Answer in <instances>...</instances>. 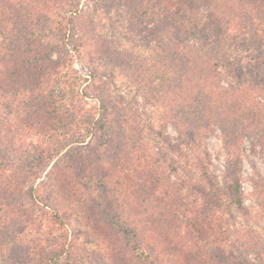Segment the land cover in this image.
<instances>
[{
  "label": "trees",
  "instance_id": "obj_1",
  "mask_svg": "<svg viewBox=\"0 0 264 264\" xmlns=\"http://www.w3.org/2000/svg\"><path fill=\"white\" fill-rule=\"evenodd\" d=\"M30 2L32 0H0V177L9 173L1 181L0 195L13 199V202L0 205L3 206L0 207L3 214L0 244L8 237L19 241L16 245L25 252L18 256L26 264H70L65 220L55 208L60 201L51 189L53 183L71 186L62 168L77 179L76 186L93 193L106 222L112 225L139 264H161L146 243L143 231L123 217L113 192L108 189V182L116 180L119 185H131L133 180H129L134 167L141 160L144 167H152L151 173L145 170L144 182L153 188L154 196L164 189L162 197L178 200L181 188L190 179L193 197L186 207L196 208V217L215 222V208L220 203L208 199L205 187L198 180L202 177L211 182L207 166L210 156L202 137L213 132V125L222 128L226 148L233 153L232 161L237 171L227 182L228 204L245 210L238 173L242 158L232 149L238 145L234 142L239 139L238 115L241 114H250L251 120H259L253 126L255 134L262 132L257 138L264 145V125L259 127L264 121V100L254 92L256 88H264V0H210L209 3L210 15L220 20L222 35L233 40L238 50L244 51L247 69L258 78L254 85L247 79H237V62L241 57L234 56L231 50L221 46L215 48L207 38L201 47L190 42L181 47L173 42H183L180 35L184 23L176 11L169 10L170 0H139L136 6L131 4L135 7L133 19L139 24V29L133 31L149 42L158 37L157 44L167 53L165 58L158 59L159 63L153 59L150 65L146 59L136 60L109 42L100 43L103 47L97 55L105 58L110 71L118 66L130 74L146 99L162 102L167 107L163 119L166 122L174 120L177 127L184 129L183 143L193 152L192 157L180 146L170 145L163 134L166 125L158 133V141L169 148L168 152L180 153L187 163L191 162L192 171L187 169L191 177L183 170L185 179L180 184L162 174L159 159L139 154L142 149L148 152L147 143L141 140L136 144L131 139L135 125L127 113L118 124L117 120L97 117L94 108L90 113H82L80 95L76 97L79 94L77 78L80 77L70 65L74 55L66 46L69 29L55 27L53 32L58 40L47 41L44 26L38 30L31 28L32 20L28 18L31 14L27 12ZM167 7L168 10L163 11ZM158 10L163 13L156 27H149ZM168 12L173 14L168 17ZM53 53L60 56L54 59ZM221 68L229 72L227 86L221 85ZM100 100L104 104V97ZM7 109L12 111L11 117L1 120ZM7 150L16 153L15 160L11 161ZM170 160L175 163L176 170L184 166L180 160ZM51 162L54 164L49 172L56 182L37 184L41 167ZM256 186L261 190V184L256 183ZM199 198L203 202H199ZM6 205L11 206L10 209ZM235 264L246 263L238 257Z\"/></svg>",
  "mask_w": 264,
  "mask_h": 264
},
{
  "label": "rangeland",
  "instance_id": "obj_2",
  "mask_svg": "<svg viewBox=\"0 0 264 264\" xmlns=\"http://www.w3.org/2000/svg\"><path fill=\"white\" fill-rule=\"evenodd\" d=\"M108 1L110 4H107ZM108 1L32 0L27 7V12L31 15L27 17L32 20V30L45 27L47 41L58 40L53 32L55 27L66 26L69 29L66 46L74 55L70 65L80 77L77 78L76 90L79 94L76 97L81 96L79 101L82 113H90L89 110L94 108L97 117L108 121L117 120V124L124 120L122 115L127 113L130 122L135 125V134L133 136L131 132V139L136 144L141 140L147 143L148 152L142 149L139 154H148L154 159H159L162 174L175 184H180L185 179L183 170L191 177L192 173L187 171H192L191 162L187 163L185 157H180V153L168 152L169 148L158 141V133H161L166 125L163 134L170 145L180 146L192 157L193 152L183 143L184 129L177 127L174 120L166 122L163 119L167 107L163 106L162 102L146 99L143 90L133 82L130 74L123 72L118 66L116 70L110 71L105 58L100 59L102 55H97L103 47L100 43L105 45L108 42L136 60L146 59L150 65L153 59L156 60L155 63H159L158 59L165 58L167 53L157 44L158 37L150 39L149 42L143 35L139 36L133 31L139 29V24L133 19L135 7L132 6H136L139 0ZM209 3L210 0H170L169 10L180 15L185 27L181 29L180 35L184 43L178 40L173 42L181 47L187 42L201 47L207 38L213 47L221 46L231 50L234 56L241 57L237 62V79H247L250 85L256 84L258 78L256 73L247 69L248 61L244 51L238 50L233 40H228L222 35L220 20L210 15ZM166 10L168 7L163 11ZM163 11H157L158 14L151 18L153 20L149 22V27H156ZM172 12L167 13L168 17ZM262 26L264 27V22ZM52 56L57 59L60 55L53 53ZM167 62L168 60L165 61ZM167 70L173 72L171 68ZM226 71L221 68L223 76L220 82L225 86L230 84L229 72ZM157 84L160 86V82ZM254 92L264 100V88H256ZM102 97L105 99V105L100 100ZM4 112L1 120L6 121L5 118L11 117L12 111L7 109ZM238 116L241 123L237 126L239 139L234 142L235 145L238 142V145L232 150L242 158L238 173L243 190L244 211L228 204L229 200L225 194L227 182L237 171L232 161L233 153L226 148L223 130L218 125H213V132L202 137L210 156L207 166L211 182L198 177L200 184L207 191L208 199L210 197L212 201L220 203V206L215 208L213 223L196 217V208L186 207L191 204L193 197L190 194V179H187L185 186L181 188L180 200L162 197L164 189H160V194L154 196L153 188L144 182L145 170L151 173L152 167H144L141 160L134 167L129 180H133L131 185H119L116 180L107 179L108 189L114 195L116 193L113 197L123 217L143 231L146 243L161 264H235L238 257L246 264H264V145L257 138L262 132L255 134L253 125L259 120H251L250 114ZM263 125L264 121L259 127ZM257 130L260 131L259 128ZM6 152L12 158L11 161L15 160V152ZM169 157L184 164L181 170H176L175 163ZM53 164L54 162H51L41 167L37 184L56 182L57 179L49 172ZM60 170L66 177L67 184L71 186L62 187L53 183L51 189L60 201L58 208H55L65 220L70 245V264H139L124 246L112 225L106 222L93 193L80 185L76 186L77 179L62 168ZM8 174L5 173L6 176ZM5 175L0 177V186ZM256 183L261 184V190L257 188ZM26 199L29 200L28 197ZM198 201L203 202L201 198ZM6 202H13L12 196L0 195V205ZM6 207L10 209L11 206ZM218 222L219 225L216 224ZM2 224L3 214L0 211V227ZM11 239L13 237L5 238L6 241L0 244V264H26L25 260L18 256L25 251L19 250L16 245L19 241L13 239L12 243Z\"/></svg>",
  "mask_w": 264,
  "mask_h": 264
}]
</instances>
